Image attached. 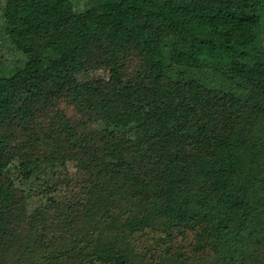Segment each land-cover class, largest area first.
Returning a JSON list of instances; mask_svg holds the SVG:
<instances>
[{
    "label": "trees",
    "instance_id": "trees-1",
    "mask_svg": "<svg viewBox=\"0 0 264 264\" xmlns=\"http://www.w3.org/2000/svg\"><path fill=\"white\" fill-rule=\"evenodd\" d=\"M263 43L264 0H5L0 264H264Z\"/></svg>",
    "mask_w": 264,
    "mask_h": 264
},
{
    "label": "rangeland",
    "instance_id": "rangeland-1",
    "mask_svg": "<svg viewBox=\"0 0 264 264\" xmlns=\"http://www.w3.org/2000/svg\"><path fill=\"white\" fill-rule=\"evenodd\" d=\"M4 3L5 0H0V22L3 17L4 12ZM264 44V43H263ZM7 64V63H6ZM108 73L105 70H85L78 74H75L69 78V83L75 84L79 82L91 81V80H107ZM64 83L59 82L52 87L47 88L42 94L34 97L28 103L29 107L34 109L41 103L53 98L54 96L58 95L64 89ZM62 109L70 116L74 117V113L70 108H67L65 105L61 106Z\"/></svg>",
    "mask_w": 264,
    "mask_h": 264
}]
</instances>
